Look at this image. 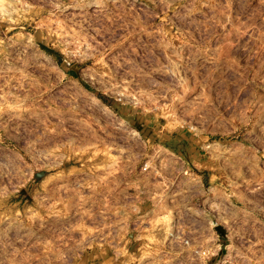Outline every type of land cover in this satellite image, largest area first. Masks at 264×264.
Wrapping results in <instances>:
<instances>
[{"label":"rangeland","instance_id":"obj_1","mask_svg":"<svg viewBox=\"0 0 264 264\" xmlns=\"http://www.w3.org/2000/svg\"><path fill=\"white\" fill-rule=\"evenodd\" d=\"M0 264H264V0H0Z\"/></svg>","mask_w":264,"mask_h":264}]
</instances>
